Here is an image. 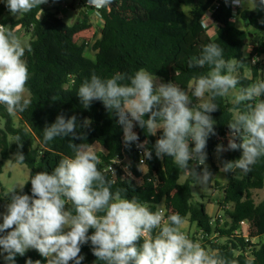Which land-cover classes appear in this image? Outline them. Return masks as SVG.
I'll use <instances>...</instances> for the list:
<instances>
[{
	"label": "clouds",
	"instance_id": "obj_1",
	"mask_svg": "<svg viewBox=\"0 0 264 264\" xmlns=\"http://www.w3.org/2000/svg\"><path fill=\"white\" fill-rule=\"evenodd\" d=\"M47 2L4 0L14 17L37 8L42 12L40 5ZM113 2L87 0V5L102 19L101 10L109 9ZM230 2L234 7L251 3L252 9L264 11V0ZM26 50L31 49H26L17 33L0 24V106L10 116L24 113L32 103L26 96L30 78L23 59ZM255 62L253 59L252 63ZM246 66L241 60L225 59L220 44L210 42L188 60L189 68L207 69L193 78L188 90L171 81L162 82L140 68L134 73L117 72L110 78L93 73L83 80L76 94L85 109L94 101L102 102L106 111L118 118L125 145L136 143L149 160L153 150L147 147V140L139 143L133 129L138 126L152 136L162 130L153 146L156 157H171L185 175L207 184L213 173L206 164V146L209 137L216 135L217 123L211 113L220 108L218 99L230 93L233 115L227 124L228 143L226 148L218 144L216 153L219 156L223 151L241 150L242 154L236 160H223L219 171L239 170L247 174L264 157V79L238 88L241 84L238 70ZM192 97L198 102L193 103ZM90 124L85 119L82 127ZM78 127L75 116L66 118L63 114L46 125L42 147L57 137H70L67 147L71 155H64L51 172L31 175V195L21 194L25 184L9 189L10 202L0 223V255L5 264H15L16 256H24L29 249H35L47 264L70 261L82 264L85 257L80 254L81 247L89 243L96 257L94 264H236L235 260L190 239L182 230L185 219L179 213L166 216L160 206L153 211L137 196L129 198L126 188L113 190L115 180L109 179L107 169L102 171L98 167L102 161L94 146L74 142L87 139L86 132L76 131ZM190 141L194 147H190ZM13 142L18 147L14 157L17 162H23L25 156L19 150L23 147L21 137L16 135ZM201 166L198 174L196 169ZM90 229L94 230L91 235ZM26 264H41V261L29 258Z\"/></svg>",
	"mask_w": 264,
	"mask_h": 264
},
{
	"label": "trees",
	"instance_id": "obj_2",
	"mask_svg": "<svg viewBox=\"0 0 264 264\" xmlns=\"http://www.w3.org/2000/svg\"><path fill=\"white\" fill-rule=\"evenodd\" d=\"M51 2L52 8L40 5L42 12L37 8L17 20H6L4 16L10 13L0 0L1 24L11 27L16 33L20 29L31 34L28 47L31 50H26L23 59L30 74L26 87L32 101L24 113L16 115L19 126L14 123L13 116L0 106V120L4 121V127H0V173L6 160L26 165L30 177L39 171L51 172L64 155H71L67 147L70 137H57L42 147L43 129L58 115L63 114L66 118L75 116L80 126L76 131L86 132L87 139L74 142L99 145L104 150V154L98 155L102 161L98 167L102 171L107 169L109 179L115 180L113 190L126 188L129 198L137 196L146 201L153 211L164 203L166 216L179 213L185 222L196 225L198 232L208 241L209 250L218 251L235 260L236 264H247L248 261L264 264V243L254 242L264 236V200L257 202L253 197L254 191L264 188V157L251 166L252 170L247 174L239 170L224 173L228 183L220 188L222 197L219 204L225 213L222 218L225 225L221 229V220L210 217L205 204L192 201L191 188L197 181L187 176L184 183H179L182 171L172 158L156 157L153 146L162 135V130L152 136L138 126L133 129L139 136V143L147 140V147L153 150L149 160L136 143L125 145L118 118L108 113L102 102L94 101L85 109L76 94L83 80L93 73L101 78H110L117 72L134 73L140 68L162 82L171 81L188 90L193 78L207 70L189 68L188 60L200 53L202 45L210 42L220 44L225 59L235 58L248 66L254 58L264 56V23L261 22L264 21V11L259 8L241 10L240 18L248 26L247 30H242L234 24L235 7L230 0L228 3L225 0H114L109 9L101 10L105 25L99 31V39L92 45L96 58L91 60L85 56L89 44L74 40L75 35L92 27L88 17L74 21L69 27L70 33H67L63 30L66 26L58 5L53 0ZM208 14L210 21L217 26L216 36L205 28L204 19ZM247 47L251 48L249 56L244 53ZM247 66L238 70L241 77L238 88L258 78L259 67L253 66L251 76H247ZM192 99L193 103L198 102L195 97ZM217 103L220 108L211 113L217 122L216 135L209 137L206 146V164L209 163L207 165L213 175L220 173L223 160H236L242 154L241 150L221 152L220 165L214 161L218 139L230 134L227 124L233 115V104L227 97L218 99ZM85 119L91 121L87 128L82 127ZM16 135L23 143L22 149H19L25 156L23 162H17L14 157L18 151L17 144L13 142ZM189 143L190 147H194V143ZM112 165L115 175L108 171ZM196 171L200 174L202 166ZM22 193L31 195L30 178ZM5 201L0 184V213ZM247 219H251L252 226L249 242H246L242 231L236 233L240 222ZM93 231L90 229L88 234ZM212 236L215 238L208 240ZM80 254L85 257L82 264H94L96 261L90 243L81 247ZM29 258L47 264L35 249L28 250L24 256L17 255L15 264H26ZM0 264H5L2 255Z\"/></svg>",
	"mask_w": 264,
	"mask_h": 264
},
{
	"label": "rangeland",
	"instance_id": "obj_3",
	"mask_svg": "<svg viewBox=\"0 0 264 264\" xmlns=\"http://www.w3.org/2000/svg\"><path fill=\"white\" fill-rule=\"evenodd\" d=\"M54 3H56L59 7L61 17L63 24L66 26V28H63L64 31L67 33H70L69 27L72 25V8H75L77 4H80L82 0H53ZM4 2V0H3ZM43 8L49 9L53 7V3L51 0H48L47 3L41 5ZM251 3L246 4L244 7H241V9H246L248 7H251ZM186 12H189V9H185ZM21 15L18 16H12L11 14H7L4 16L6 20L12 18V19H19ZM93 24L95 26V17H91ZM2 18H0V24H1ZM235 26L242 30H247L248 26L247 24L241 19L237 18ZM17 35L20 37L22 42L26 45V48L29 47V43L31 41V34L26 33L24 30L18 29ZM100 37V33L97 30H88L84 32L83 34H78L74 37L75 41L77 43H88L90 46L93 45ZM245 54L249 56L248 51L245 50ZM85 56L89 59L95 58L94 52L92 47L86 51ZM263 63L254 65L252 62L249 63V65L246 68V74L247 76H251L252 73V67L257 66L258 68V78L257 79H264V59H262ZM261 61V62H262ZM155 78V77H154ZM26 96L30 97V94L26 92ZM227 99L232 102V94L230 93ZM13 121L16 124V126H19V118L15 115L13 116ZM0 127H4V121L0 120ZM225 144V143H223ZM97 155L104 154V150L99 146H94ZM1 160V157H0ZM30 178V170L26 165L13 163L11 160L4 161V166L2 168V173H0V184L2 185V188L4 189V195L6 196V201L2 206V211L0 213V223H2V215L6 211V206L10 202V195H7L9 192V189L15 187H18L21 184H26V182ZM187 179V175L182 174L180 177L179 183H184ZM227 178L224 173H219L213 176V178L207 183V184H200L196 183L192 185V195L193 199L192 201L195 203H203L206 206L207 214L211 217L217 216L220 211V206L218 201L220 200L219 192L216 191L215 184L218 183L219 187H221V184H226ZM25 186V185H24ZM17 192H20V189L17 188ZM23 194V193H21ZM253 197L257 202H261L264 200V188L261 190H256L253 192ZM225 215V214H224ZM224 217V216H223ZM223 217H217L216 219H220V225L219 227L221 229L224 228L225 220L222 219ZM216 225V222H215ZM183 231L186 232V234L189 236L190 239L194 238L195 241H199L203 246H207V249H209L208 241L205 240V238L201 235V233L198 232V229L195 224H190L186 222L183 226ZM213 237L208 238V240H212ZM257 243H264V236L261 238H258L255 240ZM31 250V249H29ZM33 250V249H32Z\"/></svg>",
	"mask_w": 264,
	"mask_h": 264
},
{
	"label": "built area",
	"instance_id": "obj_4",
	"mask_svg": "<svg viewBox=\"0 0 264 264\" xmlns=\"http://www.w3.org/2000/svg\"><path fill=\"white\" fill-rule=\"evenodd\" d=\"M80 7H83L86 10H91V11L94 12V10L92 8H90V6L87 5V0H84L80 4H77V6L75 7V9H79ZM239 11H240V7H235V10H234V19L238 16ZM208 15L204 19L205 28L209 31V33L212 36H216V29H215V25L216 24H214L212 21H210V17L208 18ZM98 23H99V26H100L101 29L105 25V21H104L103 18L102 19L101 18H98ZM254 59L256 60V62L254 63V65H258V64L263 63L262 59H264V56L258 57V58L256 57ZM228 138H229V134L227 136H225V137H220L218 139V141L219 142H222V143H226V142H228ZM113 170H114L113 165L110 166V167H108V171H111L113 173ZM125 170H127V169L125 168ZM160 207L164 209L165 215H166L167 214V209H166L165 205H161ZM251 229H252L251 219L243 220V221L240 222L239 229L236 231V233L239 234L242 231L244 233V237L246 239V242H249L250 241L249 240V233H250ZM214 238L215 237H213V239Z\"/></svg>",
	"mask_w": 264,
	"mask_h": 264
},
{
	"label": "crops",
	"instance_id": "obj_5",
	"mask_svg": "<svg viewBox=\"0 0 264 264\" xmlns=\"http://www.w3.org/2000/svg\"><path fill=\"white\" fill-rule=\"evenodd\" d=\"M84 0H82V2H83ZM2 2H3V0H2ZM4 3V2H3ZM247 9H252V6L251 7H248ZM72 10V14H73V17H72V22H74V21H76L77 19H79V20H82V19H84V17L85 16H87L88 17V20H89V23L91 24V28L90 29H92V30H97L98 29V31H100V26H99V23H98V17H96L95 16V14H94V12L93 11H91V10H86L85 8H83V7H80L79 9H71ZM241 10H243V9H241V7H240V11H239V13H238V16L234 19V24L236 23V19L237 18H240V12H241ZM92 16H94L95 17V26H94V24H93V21H92V19H91V17ZM63 17V16H62ZM210 17V15H208V18ZM217 27V26H216ZM215 27V28H216ZM89 29V30H90ZM88 31V30H87ZM84 32H86V31H84ZM84 32H82V33H80V34H83ZM78 35V34H77ZM77 35H75V36H77ZM74 36V37H75ZM75 40V39H74ZM76 42V41H75ZM90 47H92V45L90 46H88V48L85 50V53H86V51H88V49L90 48ZM245 50H247L248 51V54H250V52H251V48L250 47H247V48H245ZM245 50H244V53H245ZM94 52V51H93ZM94 56H95V58H96V52H94ZM245 56H247L246 54H245ZM95 58H91V60H95ZM159 131V130H158ZM218 144H222L223 146H225V144H223L222 142H218ZM214 161H215V163L217 164V165H220V154H219V156L217 155V153H215V155H214ZM207 164H209L208 162H207ZM221 173V172H220ZM182 174H184L183 172H182ZM181 174V175H182ZM219 174V173H218ZM216 175V174H215ZM215 175H213V176H215ZM188 176V175H187ZM227 183H228V180H227V182H226V184H221L222 186L221 187H219V185H218V183H216L215 184V188H216V186L218 187V188H216V191H218L219 192V195H220V199H221V197H222V191L220 190V188H223V187H225L226 185H227ZM220 202V200L218 201V203ZM161 205H164V203H161L159 206H161ZM219 206H220V204H219ZM207 211V210H206ZM220 213L219 214H217V216H215L213 219H216L218 216L219 217H223V216H225L224 214V211L222 210V208L220 207ZM210 216V215H209ZM211 217V216H210ZM186 223V222H185ZM189 223V222H188ZM189 225H190V223H189ZM192 225V224H191ZM254 242L256 243V241L254 240Z\"/></svg>",
	"mask_w": 264,
	"mask_h": 264
},
{
	"label": "water",
	"instance_id": "obj_6",
	"mask_svg": "<svg viewBox=\"0 0 264 264\" xmlns=\"http://www.w3.org/2000/svg\"><path fill=\"white\" fill-rule=\"evenodd\" d=\"M227 143H228V142L225 143V146H224L225 148L227 147ZM226 152H227V151H223V153H226ZM10 230H11V229H10Z\"/></svg>",
	"mask_w": 264,
	"mask_h": 264
}]
</instances>
